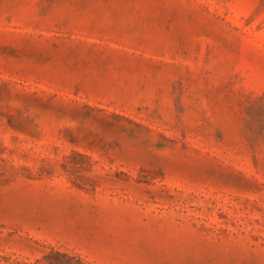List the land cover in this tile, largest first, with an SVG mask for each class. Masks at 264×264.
I'll use <instances>...</instances> for the list:
<instances>
[{
  "label": "rangeland",
  "instance_id": "rangeland-1",
  "mask_svg": "<svg viewBox=\"0 0 264 264\" xmlns=\"http://www.w3.org/2000/svg\"><path fill=\"white\" fill-rule=\"evenodd\" d=\"M102 191L264 264V0H0V264H94L58 237Z\"/></svg>",
  "mask_w": 264,
  "mask_h": 264
},
{
  "label": "crops",
  "instance_id": "crops-1",
  "mask_svg": "<svg viewBox=\"0 0 264 264\" xmlns=\"http://www.w3.org/2000/svg\"><path fill=\"white\" fill-rule=\"evenodd\" d=\"M98 194L107 202L92 203L89 223L59 240L94 264H180V235L169 226L171 204L148 202L142 192Z\"/></svg>",
  "mask_w": 264,
  "mask_h": 264
}]
</instances>
